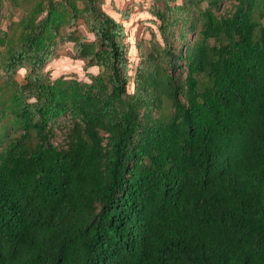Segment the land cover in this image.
Segmentation results:
<instances>
[{
  "label": "trees",
  "instance_id": "1",
  "mask_svg": "<svg viewBox=\"0 0 264 264\" xmlns=\"http://www.w3.org/2000/svg\"><path fill=\"white\" fill-rule=\"evenodd\" d=\"M151 1L132 76L105 0H0V264H264V0Z\"/></svg>",
  "mask_w": 264,
  "mask_h": 264
},
{
  "label": "rangeland",
  "instance_id": "2",
  "mask_svg": "<svg viewBox=\"0 0 264 264\" xmlns=\"http://www.w3.org/2000/svg\"><path fill=\"white\" fill-rule=\"evenodd\" d=\"M151 0H105V8L121 19L126 27L127 36L125 43L129 49V58L131 61L130 73L132 76L135 72V67L140 60V53L137 47L138 42L142 41L145 46H149L152 33H157V38H160L158 30L159 24L155 21V17L149 11ZM178 3H182L183 0H177ZM227 5V4H226ZM131 8L128 18L122 19V12ZM14 18L18 19L17 11H15ZM6 20L4 27L8 24ZM86 32V31H85ZM71 45L65 46L60 49L59 56L54 58L46 65V70H49L53 78H57L61 75H68L77 77L82 80H89L87 73H96L99 71V67H91L89 70L84 69V61L79 59H73L69 56V50ZM26 69H21L18 73V79H22L25 75ZM133 89V85L130 86V90ZM64 138V131L59 129L57 136L54 138L55 143L62 142Z\"/></svg>",
  "mask_w": 264,
  "mask_h": 264
}]
</instances>
